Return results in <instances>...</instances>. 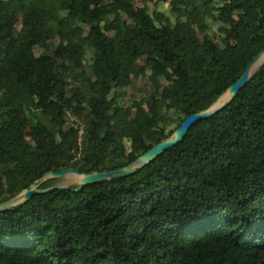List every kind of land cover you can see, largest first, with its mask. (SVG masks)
<instances>
[{"label": "trees", "instance_id": "1", "mask_svg": "<svg viewBox=\"0 0 264 264\" xmlns=\"http://www.w3.org/2000/svg\"><path fill=\"white\" fill-rule=\"evenodd\" d=\"M151 1L0 0V204L128 167L264 50V0H227L220 45L198 26L216 0ZM76 188L0 213V264H264V65L150 165Z\"/></svg>", "mask_w": 264, "mask_h": 264}, {"label": "water", "instance_id": "2", "mask_svg": "<svg viewBox=\"0 0 264 264\" xmlns=\"http://www.w3.org/2000/svg\"><path fill=\"white\" fill-rule=\"evenodd\" d=\"M263 58L264 50L250 62V64L245 69L242 77L234 85H232L226 91V93L222 95L208 110L193 114L192 116L188 117L169 139L164 140L159 144L155 145L152 149H150L144 155L139 157L134 163H132L128 167L111 172L92 174H82L75 169H66L60 172H50L38 181H36L18 196L0 204V213H5L19 205H22L30 201L36 195H43L56 190L69 189V187L59 186H55L48 189H42V186L49 180L61 179L69 175H75L79 178L75 191L79 192L86 186L98 184L104 181H109L116 177L131 176L137 171L142 170L146 166L150 165L157 158H159L161 155H163L168 149L180 145L186 138L190 129L196 123L210 119L221 111H223L228 106H230L233 101L237 98L240 91L249 83L254 74L264 65L263 62L261 67L257 71L255 70ZM222 98L224 99L222 100Z\"/></svg>", "mask_w": 264, "mask_h": 264}, {"label": "rangeland", "instance_id": "3", "mask_svg": "<svg viewBox=\"0 0 264 264\" xmlns=\"http://www.w3.org/2000/svg\"><path fill=\"white\" fill-rule=\"evenodd\" d=\"M227 3V0H216L214 3L209 4L206 6L203 14L201 15L202 18H198V26H202L203 24H209V32L208 34L215 40L217 44H221L223 39L226 37L227 32L231 29V25L221 18V10L220 8L223 7ZM136 4L138 6H146L149 10H154L155 5L151 0H136ZM159 9L165 13H167L168 8L166 5L159 6ZM169 14V13H167ZM171 20L174 22L175 17L169 14ZM230 19L236 18V15H230ZM140 86H137L135 90H129L127 93V98H140V93L137 92ZM78 177L74 175H69L61 179H53L49 180V184L46 187L51 186H59V187H73L77 185Z\"/></svg>", "mask_w": 264, "mask_h": 264}, {"label": "bare ground", "instance_id": "4", "mask_svg": "<svg viewBox=\"0 0 264 264\" xmlns=\"http://www.w3.org/2000/svg\"><path fill=\"white\" fill-rule=\"evenodd\" d=\"M263 62H264V58L262 59V61L258 64V66L256 67V71L261 67V65L263 64ZM225 98V97H224ZM224 98H222V100L224 99ZM75 176V175H74ZM77 177V176H76Z\"/></svg>", "mask_w": 264, "mask_h": 264}]
</instances>
